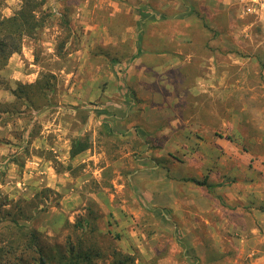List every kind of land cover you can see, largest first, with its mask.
<instances>
[{"label": "rangeland", "instance_id": "obj_1", "mask_svg": "<svg viewBox=\"0 0 264 264\" xmlns=\"http://www.w3.org/2000/svg\"><path fill=\"white\" fill-rule=\"evenodd\" d=\"M41 10L0 71V208L29 217L46 264H264V0ZM44 76V108L17 102Z\"/></svg>", "mask_w": 264, "mask_h": 264}, {"label": "trees", "instance_id": "obj_2", "mask_svg": "<svg viewBox=\"0 0 264 264\" xmlns=\"http://www.w3.org/2000/svg\"><path fill=\"white\" fill-rule=\"evenodd\" d=\"M20 1V8L10 17H3L0 14V71L7 66L13 54L20 53L23 39L34 37L36 32L43 27L44 20L38 14H43L41 8L44 6L46 0ZM1 4L2 0H0V8ZM44 78L46 79L45 84L37 80L33 84L20 85L16 92L17 102L26 104L27 107H31L36 111L44 108L43 100L48 101V98L47 93L43 89L47 85L48 90H52L49 84V80L52 78L49 77L48 80L47 76L42 77V79ZM13 106V111H16V104ZM87 149L88 144L81 141L73 142L69 149V156L73 158ZM189 181L203 185V183L195 179H190ZM4 206V203L0 205V207ZM14 208L16 209V214L11 213L9 210H1L0 208V215H2L0 217V263L2 261L5 264L9 263V257L19 250L20 252L30 250L38 254V264H46L42 255V249L37 243L39 233L35 229H26L24 226L19 225V219L26 220L29 217L17 205H14ZM22 237L28 238V244H20L19 240ZM72 258L75 260H72ZM78 259V254H71V259L63 264H78ZM126 259L129 260L130 258L126 256L125 260L118 259L115 264H126Z\"/></svg>", "mask_w": 264, "mask_h": 264}, {"label": "crops", "instance_id": "obj_3", "mask_svg": "<svg viewBox=\"0 0 264 264\" xmlns=\"http://www.w3.org/2000/svg\"><path fill=\"white\" fill-rule=\"evenodd\" d=\"M68 154H69V152H68ZM81 155V153L80 154H78L77 156H80ZM70 157V156H69ZM76 157V156H75ZM74 158V157H73ZM72 159V158H71Z\"/></svg>", "mask_w": 264, "mask_h": 264}]
</instances>
